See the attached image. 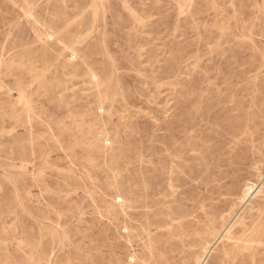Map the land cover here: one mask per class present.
<instances>
[{
	"label": "rangeland",
	"instance_id": "obj_1",
	"mask_svg": "<svg viewBox=\"0 0 264 264\" xmlns=\"http://www.w3.org/2000/svg\"><path fill=\"white\" fill-rule=\"evenodd\" d=\"M0 264H264V0H0Z\"/></svg>",
	"mask_w": 264,
	"mask_h": 264
},
{
	"label": "bare ground",
	"instance_id": "obj_2",
	"mask_svg": "<svg viewBox=\"0 0 264 264\" xmlns=\"http://www.w3.org/2000/svg\"><path fill=\"white\" fill-rule=\"evenodd\" d=\"M248 188H249V187H248ZM250 189H251V188H250ZM250 189H249V190H250ZM247 190H248V189H247ZM244 192H245V191H244Z\"/></svg>",
	"mask_w": 264,
	"mask_h": 264
}]
</instances>
